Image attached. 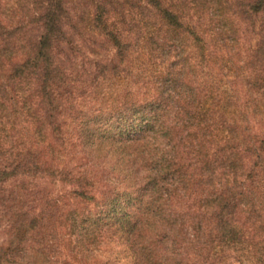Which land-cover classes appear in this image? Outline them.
Returning <instances> with one entry per match:
<instances>
[{"label":"trees","instance_id":"1","mask_svg":"<svg viewBox=\"0 0 264 264\" xmlns=\"http://www.w3.org/2000/svg\"><path fill=\"white\" fill-rule=\"evenodd\" d=\"M77 3L115 50L93 69L67 51L71 0H0V209L22 231L3 257L74 234L82 252L117 242L129 264H264V0ZM98 76L147 91L89 118L76 97ZM65 116L124 164L101 199L62 166ZM26 177L68 181L80 205Z\"/></svg>","mask_w":264,"mask_h":264},{"label":"rangeland","instance_id":"2","mask_svg":"<svg viewBox=\"0 0 264 264\" xmlns=\"http://www.w3.org/2000/svg\"><path fill=\"white\" fill-rule=\"evenodd\" d=\"M71 1L75 4L71 5V8H73V10L71 9V12L73 11V19L70 21L71 25L69 27L67 26L69 34L66 39L69 41L67 48H72L70 50L66 48L65 50L68 51L69 57L72 60H76L79 65L81 64L82 67L84 66L87 69H93L92 62L89 59L93 57L110 58L115 55V50L109 43H103L101 36L98 37V39L97 37L96 39L93 38V35H96V33L93 30L88 31L86 29L88 28V19L82 16L83 6L77 3V0ZM241 25L243 27L244 24L241 22ZM84 28L87 31H85ZM84 85L88 87L85 93L76 97V103L84 115L89 118H92L93 115L103 110L117 105L126 93L133 99H142L148 86V84L143 81L135 83L132 78L124 82L119 83V81H116V83H112V81L101 79L100 76L96 77L93 83H84ZM78 117H81V115ZM76 119L78 120L79 118ZM76 119L72 120L68 116L62 119V131L65 135V145L62 150V166L74 174H87L91 181L89 182L91 185L89 189L98 199H101L102 194L107 189L113 188L114 181L115 184H119L117 177L123 174L124 164H121L120 161H116L117 159L112 153L106 155L105 149L101 150L97 144L92 143L91 136L86 137V140H84V138L82 139L84 134L78 131ZM260 126L264 129L263 123H261ZM19 180L23 181L22 179ZM19 180L14 179L8 181L6 187H13L16 190L20 189L17 185ZM25 180L38 185V188H40L42 192L63 200V207L67 206L68 203L80 205L79 200H77L72 193L73 185L68 181L50 177H38L34 179L26 177L24 181ZM19 184H21V182H19ZM119 185L122 184L120 183ZM85 205L87 204L83 205L87 210L95 211L93 203L88 204V206ZM21 234L22 231L20 230L15 232L10 230V226L6 221L5 212L0 209V264L10 263L3 257V252L16 244V240ZM54 245V252H50V254L40 253L36 250L37 247L28 246L27 249L23 250L21 253L22 256H17V260L14 264L130 263L124 246L114 241L100 244L95 247L92 246L89 248V251L86 250L82 252V243L76 240L73 234L70 236L65 235V237L61 235L60 241ZM226 264L238 263L228 262Z\"/></svg>","mask_w":264,"mask_h":264}]
</instances>
